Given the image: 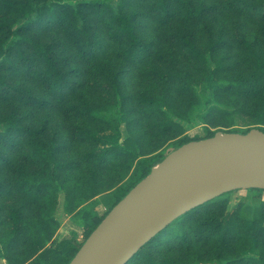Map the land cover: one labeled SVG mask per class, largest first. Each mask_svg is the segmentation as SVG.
Masks as SVG:
<instances>
[{
    "label": "trees",
    "instance_id": "obj_1",
    "mask_svg": "<svg viewBox=\"0 0 264 264\" xmlns=\"http://www.w3.org/2000/svg\"><path fill=\"white\" fill-rule=\"evenodd\" d=\"M135 2L150 5L156 18L163 23L177 19L183 26V31L175 34L179 53L198 64L204 71L209 54L228 47H235L238 50L240 58L247 64L250 72L247 76L223 81L216 94L230 92L238 97L248 98L256 97L264 89V0H225L221 7L207 4L203 0H0V100L19 98L27 104L39 106L45 104L44 99L9 78L8 73L19 68L35 75L45 90L56 98H62L73 84L71 77L73 70L62 61L57 43L36 38L32 34L36 27L53 25L64 28L68 37L78 45L82 55L91 56L102 46L94 31V21L100 19L108 26L109 38L119 42L117 56L123 63L135 65L145 61L152 55L153 44L145 40L139 31L137 12L131 9ZM222 8L245 13L255 19L261 27L260 35L250 38L239 27L232 35L214 31V26L206 23L207 19ZM199 23H206L203 26L205 37L203 45L196 39V26ZM122 73L123 70L120 69L117 71L106 69L103 71L105 78L99 80L97 85L111 94L116 103L119 98L122 99L124 107L122 111H127L125 101L127 95H124L121 83ZM152 73L164 84L161 95L139 94V104L160 115L161 120L157 125L161 127L162 133H168L176 129L175 127H180L172 118V108L168 106L170 92L168 86L175 87L176 92L187 93L194 90L199 82L192 73L185 71L173 61L169 62L167 69L154 70ZM210 106L209 112L212 110L231 112L218 104ZM78 108L91 117L106 122L111 129L119 132L120 121L114 108L104 110L89 103H83ZM238 109L244 110L243 107ZM248 113L259 124L258 128L264 131V106L261 108L256 106ZM184 130L182 128L181 131ZM43 131V127L33 128L27 124L14 108L0 118V143L13 147L22 136L27 143L25 150L43 172L38 170L39 173L28 174L21 171L17 180L19 188L34 200L44 191H50L56 197L62 188L61 173L76 164L73 160L58 159L56 153L59 144L56 137L45 142L41 140ZM215 132L209 129L201 138L212 136ZM79 133L91 141L99 142L96 132L81 127ZM201 138L184 136L164 152L141 158L136 155V164L130 179L109 192L103 199V202H112L110 208L101 216L93 214L90 208L81 210L80 221L85 235L83 241L69 237L52 240L51 218L46 216L36 223H29L23 219L19 207H11L9 218L12 227L7 244L13 245L23 240L28 245V254L15 263L6 248H0V256L6 258L9 264H69L113 206L146 177L155 164L184 143ZM136 144L137 140L130 136L122 144H113L102 150L85 151L83 159L91 162L93 167L101 166L106 164L114 153L133 154ZM1 159L5 157L0 155ZM132 168L133 164L128 165L129 170ZM3 190L4 186L0 185V192ZM248 191L261 195L264 190L250 188ZM232 192L224 193L176 219L142 247L127 264H140L142 260L144 264H183L170 259L155 260L151 249L167 241L171 236L185 239L189 233L194 236H215L224 247H227L235 236L248 237L264 246V200L251 214L240 204L224 220ZM94 195L97 193L94 192ZM177 227H182V231L176 232ZM220 264H264V255L237 256Z\"/></svg>",
    "mask_w": 264,
    "mask_h": 264
},
{
    "label": "rangeland",
    "instance_id": "obj_2",
    "mask_svg": "<svg viewBox=\"0 0 264 264\" xmlns=\"http://www.w3.org/2000/svg\"><path fill=\"white\" fill-rule=\"evenodd\" d=\"M203 1L219 7L225 2ZM131 9L137 12L136 21L141 35L153 44L152 55L142 63L135 65L123 63L117 56L119 42L111 40L108 26L102 20L96 19L94 31L102 46L91 56H83L78 45L68 37L62 27L45 25L32 30V34L42 41H55L62 61L73 70L71 75L73 84L62 98L49 94L38 78L23 68L8 73L12 81L37 94L44 99L45 104L43 106L27 104L19 98L0 100V118L14 108L33 128L43 127L41 140L48 142L52 137H56L59 144L56 153L58 159L76 161L72 168L61 173L62 188L56 197L50 191H44L34 200L22 191L17 183L21 171L35 174L40 170L25 150L26 141L20 136L18 144L13 147L0 143V155L5 157L0 160V185L4 186V190L0 192V248L7 249L13 263L28 254V245L23 240L13 245L7 244L12 227L9 218L11 207H19L23 219L29 223H36L46 216L51 218L52 240L69 237L83 241L85 235L80 221L81 210L90 208L97 216L107 211L112 202L106 203L103 199L109 192L130 179L136 164V155L141 158L164 152L180 138L184 136L201 138L209 129L241 132L259 125L248 112L256 106L260 108L264 106V89L256 97L248 98L238 97L230 92L216 94L223 81L247 76L250 72L235 47L209 54L204 71L198 64L179 53L175 34L183 31V26L177 19L168 23L161 22L156 18L150 5L145 2H135ZM206 23L214 26L217 33L222 31L232 35L237 27L250 38L261 33V27L255 19L245 13L225 8L211 14ZM206 23H199L196 26V39L200 45L205 41L203 26ZM170 61L192 73L199 84L187 93L176 92L175 87L168 86L170 90L168 106L172 108V118L180 127L162 133L161 127L157 125L161 120L160 115L141 106L138 96L161 95L164 84L156 79L152 72L167 69ZM106 69L123 70L121 83L123 93L127 95L125 100L127 111H122L124 108L122 99L119 98L116 103L111 94L97 85L99 80L105 78L103 71ZM83 103L104 110L114 108L120 121L119 132L111 129L106 122L80 111L78 107ZM211 104L224 106L231 112L217 110L209 112ZM239 107H243L244 110H239ZM81 127L96 132L99 142L83 137L79 133ZM182 128L185 130L181 131ZM130 136L137 140L135 154L133 151V154L114 153L106 164L95 167L83 159L85 151L102 150L113 144H122ZM130 164H133L132 170L128 169ZM68 190L71 191L67 193ZM94 192L97 195H94ZM230 200L224 220L240 204L251 214L264 200V191L261 195H256L248 189H237L232 192ZM180 231L182 227H177L176 232ZM171 237L151 249L155 260L170 259L183 264H220L237 256L264 255V246L245 236L233 237L227 247H224L215 236H194L189 233L185 239ZM0 264L9 263L6 258L0 256ZM140 264H144V261L142 260Z\"/></svg>",
    "mask_w": 264,
    "mask_h": 264
},
{
    "label": "water",
    "instance_id": "obj_3",
    "mask_svg": "<svg viewBox=\"0 0 264 264\" xmlns=\"http://www.w3.org/2000/svg\"><path fill=\"white\" fill-rule=\"evenodd\" d=\"M264 190V131H216L171 151L91 232L69 264H127L176 219L237 189Z\"/></svg>",
    "mask_w": 264,
    "mask_h": 264
}]
</instances>
